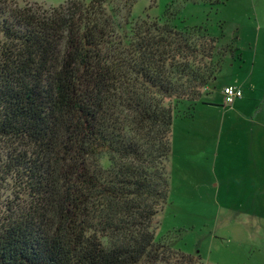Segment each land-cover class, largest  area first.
<instances>
[{
  "label": "trees",
  "instance_id": "trees-1",
  "mask_svg": "<svg viewBox=\"0 0 264 264\" xmlns=\"http://www.w3.org/2000/svg\"><path fill=\"white\" fill-rule=\"evenodd\" d=\"M136 1L0 0V264H197L152 229L169 191L163 101L206 104L237 36L218 49L170 19L131 26Z\"/></svg>",
  "mask_w": 264,
  "mask_h": 264
},
{
  "label": "rangeland",
  "instance_id": "rangeland-1",
  "mask_svg": "<svg viewBox=\"0 0 264 264\" xmlns=\"http://www.w3.org/2000/svg\"><path fill=\"white\" fill-rule=\"evenodd\" d=\"M11 1L21 7L48 10L68 0ZM82 1L89 4L92 0ZM255 18L264 26V0H137L131 26L139 19H170L179 30L200 28L219 37L220 49L234 36L238 38V33L247 30L242 26ZM242 46L249 52L244 42ZM232 63L226 59L209 91L203 90L201 101L222 99L220 84L227 85L245 73L239 71V63ZM243 92L246 95L245 89ZM163 103L172 110L173 123L166 164L168 199L152 223L156 241L169 242L175 251L197 258V264H264V162L237 169L223 155L219 130L214 135L207 124L219 129L225 109L210 111L198 102L193 110L175 99ZM187 108L193 115L190 118L185 117ZM106 162L104 158L102 163ZM8 200L13 197L6 189L0 211ZM15 201L24 204L25 198Z\"/></svg>",
  "mask_w": 264,
  "mask_h": 264
},
{
  "label": "crops",
  "instance_id": "crops-1",
  "mask_svg": "<svg viewBox=\"0 0 264 264\" xmlns=\"http://www.w3.org/2000/svg\"><path fill=\"white\" fill-rule=\"evenodd\" d=\"M258 24L255 18L246 26L240 25L247 30L238 33V53L229 61L233 62L231 65L239 63V71L244 70L245 73L227 85L220 84L218 89L221 91V88L223 90L224 87L234 86L242 91V99L225 105L222 97L219 100L208 99L205 104L210 111L225 109L220 128L207 124V130H212L213 134L219 130L223 155L237 169L249 163L258 166V161L261 164L264 162V26ZM243 42L249 52H245ZM243 89L247 91L246 95ZM206 90L209 91V87Z\"/></svg>",
  "mask_w": 264,
  "mask_h": 264
},
{
  "label": "built area",
  "instance_id": "built-area-1",
  "mask_svg": "<svg viewBox=\"0 0 264 264\" xmlns=\"http://www.w3.org/2000/svg\"><path fill=\"white\" fill-rule=\"evenodd\" d=\"M223 100L225 105H231L235 100L242 98V91L234 86L224 87Z\"/></svg>",
  "mask_w": 264,
  "mask_h": 264
}]
</instances>
